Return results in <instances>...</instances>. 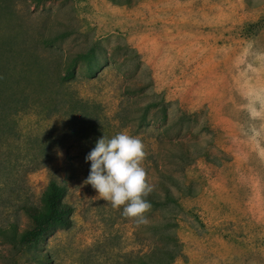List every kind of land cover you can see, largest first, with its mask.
Returning <instances> with one entry per match:
<instances>
[{
  "label": "rangeland",
  "instance_id": "rangeland-1",
  "mask_svg": "<svg viewBox=\"0 0 264 264\" xmlns=\"http://www.w3.org/2000/svg\"><path fill=\"white\" fill-rule=\"evenodd\" d=\"M91 49L93 69L59 81ZM122 131L175 199L146 222L83 183L95 141ZM51 181L73 213L39 243L45 264L156 246L167 264H264V0H0V264H41L11 231Z\"/></svg>",
  "mask_w": 264,
  "mask_h": 264
},
{
  "label": "clouds",
  "instance_id": "clouds-1",
  "mask_svg": "<svg viewBox=\"0 0 264 264\" xmlns=\"http://www.w3.org/2000/svg\"><path fill=\"white\" fill-rule=\"evenodd\" d=\"M143 149L141 139L126 131L110 138L103 134L85 156L90 169L83 182L91 185L100 199L110 201L113 208L123 206L121 214L138 222H146L143 214L151 208L145 198L152 186L141 166Z\"/></svg>",
  "mask_w": 264,
  "mask_h": 264
},
{
  "label": "trees",
  "instance_id": "trees-1",
  "mask_svg": "<svg viewBox=\"0 0 264 264\" xmlns=\"http://www.w3.org/2000/svg\"><path fill=\"white\" fill-rule=\"evenodd\" d=\"M93 58L94 51L92 49L87 51L86 53L77 54V56H75V58H73L71 62L66 66L65 74L63 78H59V81L73 79L76 68L80 62L85 63L88 69H93ZM21 77L22 76H19L16 79V82H18ZM39 78L41 83V81H43V76L39 75ZM23 81L29 83L31 80L30 78H27ZM43 83L44 82H42L40 85L43 86ZM19 99L21 98L19 97ZM153 106H158V102L149 104V106H144L143 109L147 112L148 108ZM82 107L83 106H81V108ZM47 111L51 113V111L53 110L49 109ZM161 111L165 115V109L163 107L161 108ZM154 171L159 174V177H161V179L154 181L156 187H153L152 191L145 198L151 203V207L153 209H165L167 208V202H175V199L173 194L169 192L167 185H165V181L163 180L164 178H167V175L157 167H155ZM66 193L67 190L65 186L57 184L54 181L49 182L41 195L39 207H23L24 213L28 219L27 227L21 231H16L14 228H12L11 236L13 240L16 241L21 251L29 252L33 250L34 259L38 263L45 264L48 261L44 252L37 251L39 243L44 240V238L52 231L56 229H69L72 226L71 216L73 213V208L65 201ZM156 235L160 239V241L167 238L166 234L156 233ZM163 250L164 249L162 247L158 248L156 246L155 249L147 254H144L143 257L139 256L136 260H134V263L167 264V255ZM164 255L166 256V259L163 258ZM171 259L172 257L170 256V261Z\"/></svg>",
  "mask_w": 264,
  "mask_h": 264
}]
</instances>
